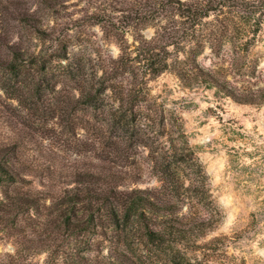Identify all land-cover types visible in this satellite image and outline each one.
Masks as SVG:
<instances>
[{"label": "trees", "instance_id": "16d2710c", "mask_svg": "<svg viewBox=\"0 0 264 264\" xmlns=\"http://www.w3.org/2000/svg\"><path fill=\"white\" fill-rule=\"evenodd\" d=\"M143 4L144 14L134 19L165 21L157 22L154 35H133L128 43L121 34L117 55L92 57L69 49L68 26L56 35L37 10L0 1V43L8 50L0 54V88L16 101L12 109L25 134L0 139V264H139L132 238H163L148 227L150 216L165 215L174 198L194 192L175 165L196 160L184 125L158 101L150 82L172 72L191 86L205 47L213 52L224 43L238 45L249 32L245 18L233 19L243 17L246 3ZM231 8V16L219 18ZM216 11L215 20L208 19ZM10 21L25 30L18 40L33 31L40 36V48L9 43ZM45 39L56 45H43ZM175 131L179 143L159 141ZM147 175L156 185L139 186Z\"/></svg>", "mask_w": 264, "mask_h": 264}, {"label": "rangeland", "instance_id": "374dc122", "mask_svg": "<svg viewBox=\"0 0 264 264\" xmlns=\"http://www.w3.org/2000/svg\"><path fill=\"white\" fill-rule=\"evenodd\" d=\"M16 1L22 8L37 10L49 32L59 35L57 28L68 26L69 49L92 57L117 55L121 34L128 43L133 35L150 38L157 22H165L162 17L134 19L144 14L143 3L148 0ZM244 1L246 8H240L243 17L233 19L245 18L249 32L238 38V45L224 43L213 52L205 47L198 56L201 70L190 75L191 86L183 85L172 72L150 82L158 101L184 125L196 160L175 165L195 190L191 196L185 191L184 200L174 198V206L165 215L150 216L148 227L163 232V238H132L139 264H264V0ZM233 9L220 12L219 18L231 16ZM216 14L218 11L208 19L215 20ZM10 23L9 43L21 42L32 47L30 50L40 48V36L33 31L20 41L17 36L24 28L17 21ZM49 42L56 45L48 39L43 45ZM128 50L137 52L133 46ZM168 50L172 56L176 53L174 46ZM7 51L0 43V54ZM3 74L0 66L1 82H5ZM16 105L0 88V139L17 141L25 135L12 109ZM160 140L179 143L177 131ZM144 178L139 186L156 185L149 175ZM169 224L174 227L164 230ZM179 227L185 232H176Z\"/></svg>", "mask_w": 264, "mask_h": 264}]
</instances>
